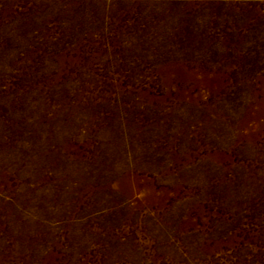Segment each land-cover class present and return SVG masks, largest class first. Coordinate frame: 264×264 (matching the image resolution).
Segmentation results:
<instances>
[{
  "label": "rangeland",
  "instance_id": "obj_1",
  "mask_svg": "<svg viewBox=\"0 0 264 264\" xmlns=\"http://www.w3.org/2000/svg\"><path fill=\"white\" fill-rule=\"evenodd\" d=\"M0 264H264V0H0Z\"/></svg>",
  "mask_w": 264,
  "mask_h": 264
}]
</instances>
